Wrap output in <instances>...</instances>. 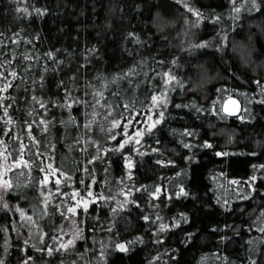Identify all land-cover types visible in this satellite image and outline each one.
<instances>
[{
    "label": "trees",
    "instance_id": "1",
    "mask_svg": "<svg viewBox=\"0 0 264 264\" xmlns=\"http://www.w3.org/2000/svg\"><path fill=\"white\" fill-rule=\"evenodd\" d=\"M191 2L206 16L212 10L222 14L223 24H213L205 19L198 28L193 29L192 38L186 39L184 35L187 26L184 23L185 19L189 20L192 16L194 20L197 18L178 4L177 0H29V5L35 3L36 6L47 5L50 8L47 15L34 16L31 20L24 13L15 12L14 0H0V30L6 34L0 39L7 38L13 31L18 32L22 27L25 32L21 35L30 36L32 33H36L40 35L41 39L35 42V49L31 44L21 41L17 48L18 52L22 53L27 49L35 55L38 51L43 60V53L49 48L61 50L58 56L64 59L65 64L69 67L55 74L50 72L46 76L47 83L44 91L48 95L59 94V90L55 87V81L60 77L67 81L71 72L75 71L78 65L85 63V50L93 46L99 51L89 57L91 63L84 73L88 75L89 79L97 71L111 75L130 67L133 63L137 64L139 70V60L146 59L147 63L143 68L148 72L150 78L155 75V72L166 71L172 67L173 73L184 82L183 88L176 85V90L169 93L172 104L169 105L168 112L171 115L166 113L163 131L157 133L162 140V145L166 146L167 155L175 159L177 165L169 166L166 169L156 166L155 162L158 157L149 153L142 159L138 158L135 180L137 183L152 184L161 175L174 177L175 171H179L180 168L189 169V177L185 186L186 188L190 187L192 195L179 200L173 199L171 202L166 201L162 195L158 211H161L165 218L176 216L181 211L187 212L191 217L190 223H182L180 228L167 233L168 238L161 246L155 244L154 238H150L152 230L148 222L140 218L144 212L155 211L147 206L144 197L141 196L140 200L145 207L137 209L136 206H131L126 209L116 218V228L111 233L106 230L110 226L108 220L112 218L110 211L102 204L93 205L97 211L93 213L90 209L87 221L91 227L85 226L86 240L77 241L76 252L70 256L63 252L54 253L49 257L46 253H35V250L31 249V254L37 256V264H61L62 261L63 264H71L72 260L83 264L78 256V253L82 252H87L85 260L90 264H97L98 253L101 250L100 241L108 244L109 237L115 242L132 240L136 235H143L145 243L130 246L128 252L108 247L105 250L106 264H173L176 258H179V264H202V257H206L203 264H225L223 259H216L218 252L229 257L228 264H233V262L240 264L241 261L247 264L245 260L246 241L253 237L258 241L262 234L255 229L253 232H247L244 226L249 225L255 219L258 214V206L264 207V182L257 181L258 194L254 199L250 202L234 201L233 212L228 213L216 204L215 197L221 190L216 189V183L210 177L211 174L223 171L229 179L246 178L253 172L252 164L264 163V106L256 101L247 105L255 116L253 121H240L238 117L221 121L215 114L202 112L198 115L193 109H177L174 105L177 103L190 104L195 101L197 104L209 108L216 97V89L226 86L232 90V95L240 101L242 107L240 114H244L243 108L246 106V101L241 93H248L251 98V94L258 90L254 81L260 80L261 83H264V15L243 13L238 26L233 31L231 20L227 18L228 0H191ZM137 4H140L141 7L137 8ZM21 6H23V0H21ZM17 16L25 18L16 19ZM129 31L139 33L141 39L146 41L145 45L142 47L135 44L133 38L127 36ZM222 31L228 32L226 43L223 42L222 35H219ZM202 40H209L210 46L195 50L191 54L186 51L189 43H199ZM222 43L224 44L223 51L217 47ZM7 47L14 46L9 43ZM175 57H179V67L169 63ZM159 60H163L164 63L158 64ZM16 64L21 66L24 64L19 56L14 66ZM18 71H21L23 75L20 68ZM32 72H35L37 77L41 74L38 68L30 70L29 81L32 79ZM133 79L135 82L142 80L143 72ZM152 83L159 85L160 78L156 77ZM16 85H20V87H16ZM26 87H30V85L17 80L14 82L13 88L9 89V94L17 98V104L13 105L14 111L10 110L16 119L27 115L28 104L24 100ZM110 87L115 88L114 85ZM120 87L127 89V80L121 81ZM149 87L151 84L141 85L137 91L139 99L144 98ZM5 103H11V101L6 100ZM209 123L213 124V127H209ZM184 127L198 129L200 140L210 139L214 141L217 150L227 149L234 154L217 157L212 149H183L178 144L177 138L171 134L170 129ZM220 128L235 130L233 143H227L226 133H220ZM213 132H216L217 135L212 136ZM153 139L146 137L149 144H153ZM257 141L260 143L257 144ZM172 149L176 151L173 152ZM193 152L197 157L196 160L189 162L183 159ZM252 152L257 155H251ZM66 153L67 148L58 144L56 162L59 166L63 161L66 166L71 168L73 167L72 161L66 156ZM72 157L80 160L78 151H74ZM12 158L8 157L7 162L11 163ZM3 162V159L0 158V163ZM19 171V168H13L8 175L18 177L23 182L24 177L18 176ZM96 174L98 176L96 190H105V194H108L106 186L101 183L104 174L100 167H97ZM123 174L122 161L118 155H114L111 167L113 183H116V178ZM38 175V170L34 171L33 179ZM74 176L77 180L87 179L84 173L79 171L74 172ZM176 179H183V177ZM220 180L225 187H229L224 178H220ZM163 183L167 185L166 180ZM61 187L64 188V185ZM78 187L82 189L83 185H78ZM213 189L216 191L214 192ZM231 195L230 191L229 196ZM16 196L17 194L14 192L9 194L8 199L12 204L17 202ZM28 196V200H20L19 203L31 213L29 204H39L36 199L39 196V190L35 187L29 188ZM95 215L100 216L99 221L94 220ZM13 219L19 220V213L0 211V225H8L12 237V247L9 249L6 264H19L21 257L19 246L22 245V239H17V233L12 228L11 221ZM52 220L55 223H51L48 218L39 222L44 226V230L50 233H54L55 225L58 223H65V227H67V222L61 220L58 215ZM226 223L234 227L238 226L240 235L236 236L230 229H224L223 225ZM213 226L218 227L217 232L212 231ZM187 231L196 232L195 246L184 243ZM23 232L26 236L27 230L25 229ZM117 232H119V236L116 235ZM223 235L230 236L232 239L222 242L220 237ZM93 238L96 240L95 243H93ZM4 239V233L0 232V254H3ZM46 243H51V241L46 240ZM165 249L168 251L165 252ZM261 249L264 250V245H261ZM157 254H162L159 261L154 259ZM99 264H104V261H99Z\"/></svg>",
    "mask_w": 264,
    "mask_h": 264
},
{
    "label": "snow or ice",
    "instance_id": "2",
    "mask_svg": "<svg viewBox=\"0 0 264 264\" xmlns=\"http://www.w3.org/2000/svg\"><path fill=\"white\" fill-rule=\"evenodd\" d=\"M228 2L227 18L231 20L233 31L238 26L243 13L264 15V0H228ZM14 3L16 5L15 12L24 13L29 20L34 16L43 17L50 12L49 6H36L35 3L29 5V0H23V6H21V0H14ZM177 3L197 18L195 23L190 25L191 27L198 28L205 19L213 24H223L222 14L216 13L215 10L206 16L202 10L194 6L191 0H177ZM136 7L140 8L141 5L137 4ZM15 18L22 20L25 17L17 16ZM184 23L189 25L190 22L186 18ZM160 28L162 30V26ZM23 32L25 29L21 27L18 32L13 31L7 38L0 39V158L4 161L0 163V211L19 213V220L11 221L12 228L17 233V239H22V245L19 246L21 252L19 264H37V256L31 254V249H34L35 253H46L49 257L60 252L72 255L76 252L77 241L86 240L85 226L91 227L87 221L90 209L93 213L97 211L93 205L102 204L110 211L112 218L108 220L110 226L106 230L111 233L116 228V218L126 209L131 206H136L137 209L145 207L141 204V196L146 199L147 206L155 211L144 212L140 218L148 222L152 230L150 238H154L155 244L163 246L168 238L167 233L180 228L182 223H190L191 217L187 212L181 211L176 216L165 218L161 211H158L160 198L163 195L166 201L171 202L173 199L179 200L192 195L190 187L186 188L185 186L190 170L180 168L179 171H175L174 177L161 175L152 184L137 183L135 170L138 158L142 159L149 153L158 157L155 162L156 166L166 169L169 166L177 165V161L167 155L166 146L162 145V140L157 133L163 131L166 113L171 115L168 112L169 105L172 104L169 93L176 90V85L183 88V80L173 73L172 67L166 71L155 72V75L150 78L148 72L143 68L147 63L146 59L139 60V70L137 64L133 63L130 67L111 75L97 71L89 79L88 75L84 74L91 63L89 57L99 51L93 46L85 50V63L78 65L77 69L68 76L67 81L63 77L55 81V87L59 90V94L48 95L44 91L47 83L46 76L50 72L53 74L62 72L69 66L65 64L64 59L59 58L58 54L61 51L59 48L55 50L49 48L43 53V60L38 51L35 55L27 49L22 53L18 52L17 48L21 41L31 44L35 49V42L41 39L39 34L21 35ZM219 35H222L223 42L226 43L228 32L222 31ZM5 36V32L0 30V37ZM127 36L133 38V42L142 47L146 43L137 32L129 31ZM9 43L14 47L8 48ZM209 46V40H202L199 43H189L186 51L191 54L195 50ZM223 46L222 43L217 47L223 51ZM65 51L67 50L65 49ZM18 56L24 62L22 66L19 64L14 66ZM178 60L179 57H175L169 63L179 67ZM157 63L162 65L164 61L159 60ZM62 66L64 67L62 68ZM18 68L22 70L23 75L21 71H18ZM37 68L40 69L41 74L37 77L35 72H32V79L29 81L30 70ZM141 72H143V79L135 82L133 78L138 77ZM156 77L160 78L159 85L152 83ZM17 80L30 85L25 88L26 95L24 96V100L28 104L27 115L21 119H16L10 113V110L14 111L13 105L17 104V98L9 94V89L13 88L14 82ZM124 80L128 82L127 89L120 87V82ZM254 83L258 90L251 94V98L248 93H241L246 101V106L243 108L244 114H239L241 112L240 101L232 95V90L226 86L216 89V97L209 108H205L195 101L190 104L177 103L174 107L193 109L198 115L202 112L215 114L221 121H227L232 115H237L240 121H253L255 116L247 105L256 101L264 106V83H261L260 80H256ZM142 84H151V87L147 89L144 98L139 99L137 91ZM111 85H114L115 88H111ZM16 87H20V85H16ZM6 100L11 103H5ZM217 106L219 107L217 108ZM209 127H213V124L209 123ZM234 131L220 128V133H226L228 144L235 140ZM170 132L177 138L178 144L183 149H212L217 157L234 154L227 149L217 150L214 141L210 139L200 140V132L196 128H172ZM211 135L216 136L217 133L213 132ZM146 137L154 138L153 144H149ZM189 137L192 139H188ZM259 143L257 141V144ZM58 144L67 148L66 156L71 159L73 167L69 168L63 161L59 166L57 165ZM74 151H78L80 160L72 157ZM172 151L176 150L172 149ZM13 154L15 155L13 156ZM114 155H118L122 161L124 173L116 178V183H113L111 176ZM251 155L255 156L257 153L252 152ZM8 157H13L11 163L7 162ZM183 159L191 162L197 157L193 152ZM97 167H100L104 174L101 183L106 186L108 194H105V190L97 191L95 188L98 181ZM13 168L20 169L18 176L24 177L23 182L18 177L8 175ZM251 168L253 172L246 178L229 179L223 171L211 174L210 178L216 183V189L221 190L217 193L215 202L224 211L232 213L234 201L250 202L258 194L257 181L264 182V171H261L264 170V163L252 164ZM37 170L39 175L33 179V172ZM76 171L83 172L87 179L77 180L74 176ZM181 177L183 179H176ZM220 178H224L229 187H225ZM165 180L167 185L163 183ZM174 180L175 183H173ZM61 185H64V188ZM78 185H83V188L81 189ZM31 187L39 190V196L36 197L39 204H29V208H31V213H29L19 201L29 199L28 189ZM170 188L171 190H169ZM216 189L213 191L215 192ZM230 191L232 192L231 196H229ZM13 192L17 194L15 204H12L8 199L9 194ZM57 215L61 220L67 222V227H65V223H58L55 225L54 233L45 231L39 221L48 218L51 223H55L52 218ZM94 220L99 221L100 216L95 215ZM244 227L247 232H253L255 229L262 234L258 241L255 237L246 241L245 260L247 264H264V250L261 249V245H264V207L258 206V214L255 219ZM223 228L230 229L236 236L240 235L238 226L234 227L226 223ZM25 229L27 230L26 236L23 232ZM212 231L217 232L218 227L213 226ZM0 232H3L5 236L3 254H0V264H6L9 249L12 247V237L9 226L6 224L0 225ZM116 235L119 236V232ZM220 239L222 242H228L232 237L223 235ZM46 240H50L51 243H46ZM95 242L96 240L93 238V243ZM137 243H145L143 235H136L132 240L115 242L109 237L108 244L100 241L101 250L98 253L97 264L101 260L106 264L105 250L108 247L128 252L130 246ZM184 243L195 246L196 232L187 231ZM167 251L165 249V252ZM161 255L157 254L154 259L159 261ZM78 256L83 264H90L85 260L87 252L78 253ZM204 259L206 257H202V264ZM216 259H223L225 264L229 262V257L219 252L216 254ZM71 264H78V261L72 260ZM173 264H179V258H176ZM240 264H245V262L241 261Z\"/></svg>",
    "mask_w": 264,
    "mask_h": 264
},
{
    "label": "rangeland",
    "instance_id": "3",
    "mask_svg": "<svg viewBox=\"0 0 264 264\" xmlns=\"http://www.w3.org/2000/svg\"><path fill=\"white\" fill-rule=\"evenodd\" d=\"M189 22L190 23H189V25L186 26V30H185V33H187V35L184 34L186 39H191L192 36H193V29L195 27H191L190 26L192 23H195V20L193 19V16L191 17V19H189Z\"/></svg>",
    "mask_w": 264,
    "mask_h": 264
},
{
    "label": "water",
    "instance_id": "4",
    "mask_svg": "<svg viewBox=\"0 0 264 264\" xmlns=\"http://www.w3.org/2000/svg\"><path fill=\"white\" fill-rule=\"evenodd\" d=\"M240 108H241V104H240ZM240 114V113H239ZM238 116L237 115H232L230 116L229 118H237Z\"/></svg>",
    "mask_w": 264,
    "mask_h": 264
}]
</instances>
